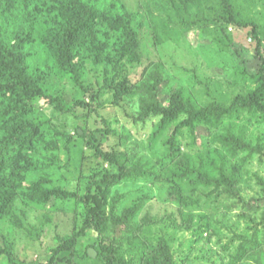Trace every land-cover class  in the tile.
Returning <instances> with one entry per match:
<instances>
[{"label":"rangeland","instance_id":"1","mask_svg":"<svg viewBox=\"0 0 264 264\" xmlns=\"http://www.w3.org/2000/svg\"><path fill=\"white\" fill-rule=\"evenodd\" d=\"M117 3L134 16L139 61L129 63L124 59L122 69L118 68L114 44L123 40L129 46L130 42L110 25L105 34L107 42L100 44V50L110 44L109 65L84 59L88 71L85 85L91 94L59 67L53 52L37 36L42 25L36 24L39 27L31 42L28 67L41 71L46 94L59 99L61 105L59 110V104L39 95L32 106L39 120L47 121L57 131L54 138L57 148L47 160V184L43 190L39 186L41 177L28 175L13 185L5 203L0 202V248L4 251L0 264H52L55 260L58 264H101L95 247L98 234L85 226L80 197L84 195L85 178L107 167L90 148L93 135L95 143L104 150L117 145L120 150L137 148L144 162L157 167L155 179H139L112 189L113 196L125 195L120 213L140 205L136 230L120 246L121 264H144L155 241L161 237L168 239L175 264H264V246L263 254H257L256 260L250 259L253 251L237 258L243 238H251L258 227L261 211L254 212L226 196L219 197L213 188L165 179L171 163L160 162L168 155L165 143L173 127L155 137L158 118L141 124L132 117L139 109L138 96L126 97L120 105L115 98L116 87L126 79L129 84L140 86L159 67L164 84L167 83L162 90L163 99L184 89L199 106L214 101L229 105L237 95L255 87L251 76L261 70L252 28L220 20L214 13L221 8L220 0H120ZM236 5L242 17L257 23L260 51L264 54V0H236ZM181 16L193 25L182 27L177 21ZM103 18V15L96 17L95 23L101 24ZM106 80L113 89L102 91L97 97ZM107 126L115 132L108 138ZM116 134L129 135L127 144H120ZM212 136L202 126L194 136L184 131L180 152L196 157L205 152L204 144L208 148L213 146ZM248 138L254 146L263 147V155L254 154L246 165L240 166L242 195L247 202L263 194L259 181H264V124L251 125ZM121 160L124 162L126 157ZM193 201L197 204L192 207L184 205ZM191 214H194L192 221ZM91 249L96 257L89 255Z\"/></svg>","mask_w":264,"mask_h":264},{"label":"trees","instance_id":"2","mask_svg":"<svg viewBox=\"0 0 264 264\" xmlns=\"http://www.w3.org/2000/svg\"><path fill=\"white\" fill-rule=\"evenodd\" d=\"M117 2L120 3V0L110 3L107 0H0V202L5 203L13 185L28 175L36 179L41 177L39 186L43 190L47 184V160L51 158L53 149L57 148L54 140L57 131L48 126L47 121L39 120V114L32 106L39 95H45L57 105L60 102L46 94L41 71L28 67L31 42L39 27L36 24L42 25L37 36L40 35L39 38L53 52L59 67L70 73L76 84L89 92V86L85 85L88 71L84 59L92 58L97 64L109 65L110 44H106L103 50H100V44L107 42L105 34L110 25L117 28L118 33L125 34L130 42L129 46L123 40L114 44L118 51L115 54L118 68L122 69L124 59H128L129 63L139 61L134 16L120 8ZM220 7L214 11L220 20L243 28L251 27V33L257 40L256 52L262 65L260 72L251 76L255 85L253 89L237 95L227 106L216 101L199 106L184 89L176 90L163 99L162 90L167 83L164 84L163 74L157 67L140 86L131 85L124 79L125 82L115 89V98L120 105L126 97L138 96L139 109L132 117L141 124L158 118L159 130L155 137L173 127L165 143L168 155L160 162L161 165H164V161L171 163L165 171V179L213 188L219 197L226 196L247 209L261 211L258 227L251 238H243L237 255L239 258L247 251H253L250 259L256 260L257 254H263L264 246V204H260V201L264 203V181H259L263 187L262 197L247 202L242 195L240 166L246 165L254 154L263 155V147L254 146L248 134L251 125L264 124V54L260 51L257 23L241 16L236 0H220ZM102 15V23L96 24L95 18ZM179 19L177 21L182 27L193 25L183 16ZM112 89L113 85L106 80L98 90L97 97L101 96L102 91ZM201 126L213 134L210 140L213 146L208 148L207 143L204 144L202 149L205 152L196 157L181 153L180 138L184 131L194 136ZM107 127L108 138L115 132L110 126ZM115 136L120 144H127L129 135ZM95 140L93 135L90 148L95 150L107 167L103 166L85 178L84 195L79 193L84 204L85 226L98 234L95 247L101 264H121L120 246L136 230L135 218L140 205L135 204L120 213V203L125 195L113 196L112 189L139 179H155L157 167L151 162H144L137 148L120 150L117 145L104 150ZM244 153L247 155L240 158ZM123 157H126L124 162L121 160ZM195 204V201L184 202L186 207ZM189 218L192 221L194 214ZM3 253L0 248V255ZM52 264H58V261ZM144 264H175L168 239L161 237L155 241Z\"/></svg>","mask_w":264,"mask_h":264},{"label":"water","instance_id":"3","mask_svg":"<svg viewBox=\"0 0 264 264\" xmlns=\"http://www.w3.org/2000/svg\"><path fill=\"white\" fill-rule=\"evenodd\" d=\"M89 255L91 256V257H96V252L94 251V250H89Z\"/></svg>","mask_w":264,"mask_h":264}]
</instances>
